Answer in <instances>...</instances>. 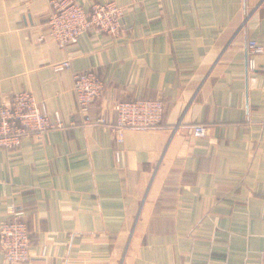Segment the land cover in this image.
I'll return each instance as SVG.
<instances>
[{
  "label": "crops",
  "instance_id": "crops-1",
  "mask_svg": "<svg viewBox=\"0 0 264 264\" xmlns=\"http://www.w3.org/2000/svg\"><path fill=\"white\" fill-rule=\"evenodd\" d=\"M113 1L126 32L61 48L49 0H0V104L29 90L64 123L0 148V224L23 208L41 264H262L264 52L247 45H264V0ZM87 69L105 81L92 112L112 122L117 100L161 98L162 125L123 142L84 125L74 73Z\"/></svg>",
  "mask_w": 264,
  "mask_h": 264
},
{
  "label": "built area",
  "instance_id": "built-area-1",
  "mask_svg": "<svg viewBox=\"0 0 264 264\" xmlns=\"http://www.w3.org/2000/svg\"><path fill=\"white\" fill-rule=\"evenodd\" d=\"M48 35L61 48L78 42L88 30L118 36L127 31L125 9L116 1L94 2L88 8L76 0H49ZM249 52H264V45L256 40L248 41ZM70 66L69 59L54 65L57 71ZM254 58H249V68L255 69ZM105 81L92 69L74 73V92L78 102V114L84 125L110 124L117 141L123 142L128 128L153 129L162 125L164 101L161 98L140 97L117 100L112 107L114 121L105 113L92 112L93 104L103 95ZM64 126L59 117L52 119L45 106L38 102L33 92L21 90L0 104V148L13 149L24 137L41 140L48 131ZM205 124H195L194 136H204ZM8 217L0 224V249L9 264H41L33 261L30 251V234L23 219L25 211L15 204L8 205ZM42 255L41 258H43ZM39 260V259H37ZM42 261V259H40ZM264 264V255L262 259Z\"/></svg>",
  "mask_w": 264,
  "mask_h": 264
}]
</instances>
